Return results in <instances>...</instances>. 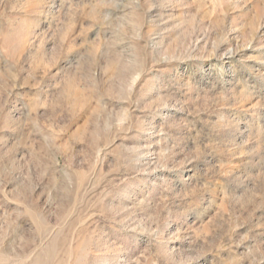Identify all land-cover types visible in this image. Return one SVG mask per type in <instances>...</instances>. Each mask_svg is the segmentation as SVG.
Instances as JSON below:
<instances>
[{"label":"rangeland","instance_id":"374dc122","mask_svg":"<svg viewBox=\"0 0 264 264\" xmlns=\"http://www.w3.org/2000/svg\"><path fill=\"white\" fill-rule=\"evenodd\" d=\"M0 264H264V0H0Z\"/></svg>","mask_w":264,"mask_h":264}]
</instances>
